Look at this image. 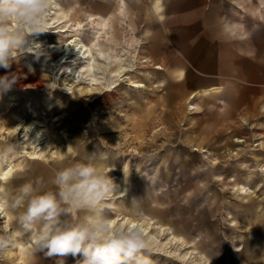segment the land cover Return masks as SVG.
Masks as SVG:
<instances>
[{
  "label": "rangeland",
  "instance_id": "1",
  "mask_svg": "<svg viewBox=\"0 0 264 264\" xmlns=\"http://www.w3.org/2000/svg\"><path fill=\"white\" fill-rule=\"evenodd\" d=\"M209 8L227 20L237 16L226 0H56L49 31L29 37L28 47L41 48L0 68V76L17 78L0 93V144L14 142L7 131L19 118V136L36 121L30 143L47 135L56 168L27 162L34 149L27 142L8 162V179L25 177L30 164L42 169L32 180L53 178L56 169L92 157L126 193L113 202L114 225L132 220L145 227L152 264H264V21L243 38L226 35ZM74 35L95 56L96 84L87 83L85 61H69L74 54L57 73L50 66L62 53L37 54L42 44ZM172 68L184 71L182 81ZM206 85L218 88L200 90ZM194 89L200 92L189 98ZM2 198L10 213L5 223L15 228ZM134 199L141 217L129 212ZM79 258L35 251L30 234L21 233L0 264Z\"/></svg>",
  "mask_w": 264,
  "mask_h": 264
},
{
  "label": "clouds",
  "instance_id": "2",
  "mask_svg": "<svg viewBox=\"0 0 264 264\" xmlns=\"http://www.w3.org/2000/svg\"><path fill=\"white\" fill-rule=\"evenodd\" d=\"M55 4L56 0H0V68L9 69L22 54L41 48L39 44L28 47L29 37L49 31L47 15ZM15 81V74L0 76V93ZM21 148L20 143L0 144V166ZM51 184L55 191L44 190L40 179L29 181L8 195L6 202L16 227L0 225V258L15 247L19 234L27 233L35 251L49 257L79 256L76 264H152L143 226L114 225L109 215L115 211L118 185L105 165L92 157L88 162L66 164L55 172ZM129 212L133 217L144 214L135 199Z\"/></svg>",
  "mask_w": 264,
  "mask_h": 264
},
{
  "label": "bare ground",
  "instance_id": "3",
  "mask_svg": "<svg viewBox=\"0 0 264 264\" xmlns=\"http://www.w3.org/2000/svg\"><path fill=\"white\" fill-rule=\"evenodd\" d=\"M65 30L66 29H63L62 28V29H59L57 31L60 32V31H65ZM42 45H43V48L40 50V52L37 53L39 56H49V55L53 54L54 52L62 53V55L59 56V58L56 60V62L52 63V65L50 66V69L53 70V71H55L54 73H57L58 72V70L60 69V66H61L62 62H64L68 57H70V54H74V57L73 58H68L69 61H75V60H83V61H85L87 63L86 66H83L81 68H82V70L87 71V73H89V75H90L89 76V80H88L87 83L90 84V85L96 84V81H95L96 80V77L93 74V72L95 70V66L93 64V62L95 60V56H94L93 52L90 50V48L85 43H83V42L80 41V38L78 36L74 35L68 41L63 42V43L47 42V43H44ZM73 47L75 49L74 52L72 51ZM101 55H102V53H101ZM61 60H63V61H61ZM105 67H107V69H108V64L107 63H106V66ZM153 68L159 69L161 67L159 65H154ZM121 75H120V77H121ZM72 77L73 76H71V78ZM53 82H54V80L53 81H50L48 84L51 83L53 85ZM130 85L131 86H134L136 88H146L145 87L146 84H144L142 82H135L134 80H131ZM8 95H9L8 93H5V95H3V97L5 99H7L9 97ZM89 100H91V99H89ZM192 108H194V105L193 104L189 105V109H192ZM22 122H23V120L19 118V121L14 125V128L12 129V131H10V132L7 131V133H10V134L13 135V139H15L13 143H20L22 145V148L21 149L24 148L23 144L25 145L27 142H28V144L30 143V138L29 137H30L31 131L33 129V128H30V126L32 124H34V126H38L39 125L36 121L31 122L30 124H28L26 126L25 132L22 135L19 136V132L21 131L22 127L25 124V122L24 123H22ZM9 126H11V125H9ZM2 132H4V130ZM41 135L42 134H38L34 138V140L32 139L33 141H31L30 145H32L34 147V149L32 151H28V152L25 153V159H29V160H26L29 163H33L32 160H35V161L38 160V163H41L42 164V162H45V163H48L49 165H51L52 167L56 168V165L54 164V159L52 158V155H49L48 154V150H47V146L50 143V138L47 139L46 138L47 135L44 136V137H41ZM242 140L243 139H241V138H238V137L236 138V141H242ZM69 148L71 149L70 146H69ZM194 149H196V150L202 149L201 151H203V148H200V147H195ZM38 150H41V154L39 152L37 153ZM10 169L11 168H9V163H7L5 165V167H1L0 166V183H1V185H2V183L6 182V180L8 179V176L7 175L9 174ZM35 170H36L35 167H29L27 169L28 176L32 175ZM56 171H57V169H56ZM109 176H111L114 179V176L113 175H109ZM49 177L46 176V179L41 180L43 182V185L45 187L50 182L49 180H50L51 177L50 178ZM29 179H30V177L25 178L24 182L25 181H28ZM16 183H19L21 185L22 181L20 179L17 180L16 182L14 180H9V189L12 188L15 191L17 188H14L13 186ZM45 190H51V189L49 187H47V189H45ZM125 194H126L125 193V190L122 189V188H120L118 190L117 198H121ZM0 214H1L0 215V225H2L5 229H10V227H8V224L5 223V222H10V213H8V211L6 210L5 206L1 202H0ZM131 223H137V222L136 221H132V220L128 222V224H131ZM143 228L145 230V227H143Z\"/></svg>",
  "mask_w": 264,
  "mask_h": 264
},
{
  "label": "crops",
  "instance_id": "4",
  "mask_svg": "<svg viewBox=\"0 0 264 264\" xmlns=\"http://www.w3.org/2000/svg\"><path fill=\"white\" fill-rule=\"evenodd\" d=\"M228 2V6H230V8L235 11L237 13L236 18H232L230 19H226L223 18L222 16L218 15V11L217 9L212 10V8H209L208 12H213L211 13L214 17L216 16L218 18V22H217V27L221 30H223L225 32L226 35H236L237 37H241L243 38L244 35H249L251 31H253L255 28H258L261 26V22L264 21V0H226ZM119 10V9H118ZM210 17V16H208ZM226 19V21H225ZM212 23L210 22L206 24V27H211ZM261 32V31H260ZM262 35V32L259 33V35ZM253 44H254V40H253ZM247 50L251 49H247V48H237L236 51L238 52H246ZM155 65H159V64H155ZM160 66V65H159ZM161 67V66H160ZM162 68V67H161ZM159 68V69H161ZM169 73L173 74L177 80L182 81V79H184L183 74L184 71H182L181 69H170L168 71ZM209 83V82H206ZM218 87L215 85H206V87H202L203 92H207L210 89H217ZM200 91H197V89L192 90L188 97L189 98H194V96ZM194 104V103H193ZM198 108L197 105L194 104V109L196 110ZM246 108H248L249 112H252L251 110H253L255 108V105H251L249 107V104L247 103ZM193 110V111H195ZM29 167H35V171L32 174L33 176L41 174L42 173V169H40V167L37 166H32V164ZM38 171V172H37ZM23 174H25V177L20 178V180L22 181L21 185L23 183L29 182V181H35L37 179L43 180L46 179L45 178H39L37 177L36 179L32 180L31 178L28 181H25V178H28V173H27V169L24 170L22 172ZM28 176V177H26ZM45 176V175H42ZM46 176H50V175H46ZM51 177V176H50ZM52 177L50 178L49 181H51ZM1 185V183H0ZM3 185V186H2ZM2 185L0 186V197H8L9 194H11L12 192H14V190L12 188L9 189V179L6 180V182L2 183ZM51 182H49V184H47V186H44V190L47 189V187H50ZM2 203V202H1Z\"/></svg>",
  "mask_w": 264,
  "mask_h": 264
}]
</instances>
